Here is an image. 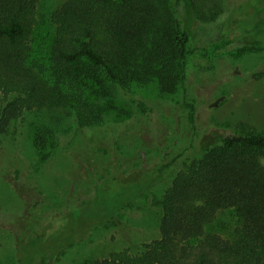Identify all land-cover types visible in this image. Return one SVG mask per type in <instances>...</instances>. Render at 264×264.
I'll list each match as a JSON object with an SVG mask.
<instances>
[{
	"label": "trees",
	"instance_id": "obj_1",
	"mask_svg": "<svg viewBox=\"0 0 264 264\" xmlns=\"http://www.w3.org/2000/svg\"><path fill=\"white\" fill-rule=\"evenodd\" d=\"M39 1L0 0V134L31 116L34 144L49 159L69 151L59 140L66 123L83 131L102 125L107 104L131 83L157 81L165 94L184 84L192 33L179 28L172 6L158 0H62L52 16L51 45L40 55L33 40ZM182 3L208 22L218 19L225 0ZM217 140L175 175L158 201V237L136 251L124 247L84 264H264V130L241 122ZM173 162L163 161L127 182L128 198L111 213L106 184L79 206L44 211L48 229L20 245L21 262L29 254L55 259L148 192ZM30 185L38 191L34 179ZM225 209H233L240 221L231 237L211 228ZM60 213H66V223L60 232L49 231L62 220Z\"/></svg>",
	"mask_w": 264,
	"mask_h": 264
},
{
	"label": "rangeland",
	"instance_id": "obj_2",
	"mask_svg": "<svg viewBox=\"0 0 264 264\" xmlns=\"http://www.w3.org/2000/svg\"><path fill=\"white\" fill-rule=\"evenodd\" d=\"M158 1L175 8L179 28L192 33L186 79L176 93L160 92L157 81L131 83L107 104L102 125L83 131L66 123L59 140L69 151L49 159L34 144L31 116L0 134V264H84L124 247L136 251L159 236L157 203L180 170L241 122L264 130V0H225L218 19L208 22L189 12L182 0ZM61 3H38L33 36L37 54L51 45L52 16ZM245 27L255 31L247 33ZM252 45L263 49L247 48ZM163 161L174 162L114 219L91 228L55 259L29 254L21 262L20 245L48 229L44 211L79 206L106 184V212L111 213V207L128 198L124 185ZM33 179L39 186L35 193ZM65 214L60 213L62 220L49 231H61ZM239 222L233 209H225L211 228L231 237Z\"/></svg>",
	"mask_w": 264,
	"mask_h": 264
}]
</instances>
